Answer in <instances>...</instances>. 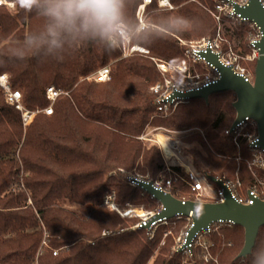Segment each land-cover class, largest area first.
I'll return each mask as SVG.
<instances>
[{"label":"trees","instance_id":"1","mask_svg":"<svg viewBox=\"0 0 264 264\" xmlns=\"http://www.w3.org/2000/svg\"><path fill=\"white\" fill-rule=\"evenodd\" d=\"M11 1L12 10L0 6V74H8L26 108L39 112L24 126L20 112L4 102L0 89V264H183L185 255L174 249L172 233L187 225L185 217L168 220L149 238L146 229H131L136 218L125 221L107 210L105 196L114 192L120 206L156 210L159 203L130 185L127 177L138 174L155 181L164 174L172 181L169 192L175 198L193 200L188 174L179 166L169 169L175 176L169 174L159 147L140 139L155 126L203 129L204 141L199 134L184 138L199 142L203 150L189 146L183 148L184 156L198 173L229 180L236 178L234 160H242L238 176L246 189L252 186V176L244 161L251 154L242 133H257L256 126L229 132L236 117L233 102H216L228 95L236 99L231 91L212 94L208 102L192 98L197 108L188 116H182L187 110L181 109L151 119L156 104L149 88L163 80L145 54L124 57L120 43L67 34L61 37L62 47L50 51L49 18L37 6L25 9ZM170 1L173 11L151 4L150 25L136 32L141 0H123L122 22L133 33L132 43L174 63L184 57L190 41L215 36L216 22L208 11L215 0ZM249 29V22L238 21L232 31H225L223 51L237 39L238 48L249 53ZM106 66L109 81L80 79ZM251 67L255 71V62ZM48 86L63 91L51 114L42 112L49 105ZM62 200L91 208L80 215L61 206ZM202 235L207 248L193 247L186 264H205L208 252L217 264H251V255L237 259L244 244L241 226L221 225ZM258 249L264 250V226L252 252ZM210 261L207 264H213Z\"/></svg>","mask_w":264,"mask_h":264},{"label":"built area","instance_id":"2","mask_svg":"<svg viewBox=\"0 0 264 264\" xmlns=\"http://www.w3.org/2000/svg\"><path fill=\"white\" fill-rule=\"evenodd\" d=\"M258 1L262 5H264V0H258ZM247 2H248V0H215L212 15H213L214 19L217 21V23L222 24V25H223L224 20H231V21H235L236 23L238 21L249 22V25L252 29V32L249 33V42H248L250 52L247 54L246 57H247L248 61H256L258 56H259V50L256 47V43L261 38L262 34H261L259 28L255 25V23L244 19L240 13L236 12V10L234 8V3H238L239 5L243 6ZM151 4H155L157 6L158 10H160V11H173L176 8L171 3L170 0H141V3L138 5V7L136 9V13H135L137 21H138L137 27L135 30L136 32H140L149 26L148 21H147L148 13H149L148 7ZM12 5H13V3L11 0H0V6L11 7ZM220 28L221 27L219 26V31L217 34L218 36H220ZM132 34L133 33L127 29V36H125L123 39H120L118 37L117 39L112 40L111 42L115 43V44L120 43L124 57L128 56L132 53H135V52L147 54L148 50L146 48H143L137 44L132 43V41H131ZM208 50H210L212 53L216 54L218 59L225 66H230V67H232L233 70L243 74V72L241 70L236 68L237 66L235 65L234 60L230 56L228 58H226L224 56L223 52H221V50H219L217 40H208V39L203 40L199 44H193L192 43L190 45L189 49L186 51V55H190L191 57H193V59H195V61H199V62L204 63L205 65H207L210 69H212L215 72V74L213 76H211L210 78L206 79V81L202 85L213 82L218 78L217 69L215 67H213V65H210L209 63H207L206 58L204 56L200 55L201 52H208ZM232 54H234V53H232ZM235 56H237V55L235 54ZM158 67L162 72H166L168 67H170V64L160 62L158 64ZM173 67L180 72H185L186 71V62L182 61L180 64L174 65ZM81 78H86L88 81H95V82L109 81V79H110V67L109 66L103 67V68L99 69L98 71H96L95 73H93L92 75H89L87 77L82 76ZM202 85H200V86H202ZM200 86L195 87V88H199ZM0 89L2 91V98H3L4 102L6 104H8L9 106H13L18 112H20L23 125L25 126V125L29 124L33 120L35 114L38 111L29 110L28 108H26L24 106V104L22 102V96H21L20 91L12 88V85H11L10 80H9V76L5 73L0 74ZM191 89H193V88H191ZM191 89H188V90H191ZM155 90L158 92L161 90L163 91L162 95H161V99L157 100L158 105H165L167 103L172 102L174 100V97L172 96V92L174 90L181 91V92L188 91V90L180 89L178 86L173 85L168 80L166 81V85H164V86H160L159 84L155 85ZM62 94H63L62 90L57 89L54 86H48L46 88L45 95H46V98L49 100V105H48V107L44 108L42 110V112H44L45 114H51L52 105H53L54 101L56 100V98L58 96H60ZM246 126L247 127L248 126H256V124L254 121L247 118L245 121H243L241 124H239L235 130L241 131V130L245 129L244 127H246ZM248 134H250V133L243 134L242 136L245 138L249 137V139H247V138L246 139H247V142L249 144L251 151L254 154V157H255L254 162L258 163L259 165L262 166L263 175H264V150L258 145L257 133H255L254 135H248ZM167 169L169 170V168H167ZM189 177L191 180L190 184H191L192 191L200 192L201 194L207 193V189L204 186V184L202 183V180L197 179L194 171H192V170L190 171ZM127 179L129 181V184L132 186H138V183H137L138 180H143V181L148 180V179L143 178L139 175H131V176H128ZM223 182L225 185H227L231 189L232 197L240 203L253 204L256 199L264 200V176H262V178H260V179L255 180V185L251 189L248 190L247 195L244 198L242 196L240 197L234 193L230 183H228L227 181H224V180H223ZM153 185L156 189L169 191V189L171 187V180L164 181V180L157 179V180L153 181ZM207 185L209 186V184H207ZM214 189L215 190H214L213 194L210 196L211 199L214 202L222 201L223 197H224V191L220 187H216ZM103 205H105L107 210L115 211L123 219L136 218L137 221L131 227V229H133V230H135V229H146L148 234H149V238L153 237L156 229L160 225H166L168 223V219L156 217V215L162 209V206L160 204H159L158 209L151 210V211H147V210L141 209V208H136L131 204H127L125 206H120L116 201L115 194L111 193V194H108L105 196ZM176 218L179 219L181 217H176ZM186 219L188 220L189 224H188L186 230L184 232H182L179 236H177V238L175 240L174 249L176 251L183 252L184 255H186L187 257L192 255V248L195 247L196 245H200L204 249L207 248L206 243L203 241V235H202L203 232L216 231L221 225H231L232 224L230 222L214 223V224L210 225L206 231H202L200 234H197L194 237V239H192V241L187 246L183 247V245H185V243H186L185 236H186L187 230L190 228V225H191L190 219L189 218H186ZM43 244H46V243L43 242ZM54 254H56V252H54Z\"/></svg>","mask_w":264,"mask_h":264},{"label":"water","instance_id":"3","mask_svg":"<svg viewBox=\"0 0 264 264\" xmlns=\"http://www.w3.org/2000/svg\"><path fill=\"white\" fill-rule=\"evenodd\" d=\"M236 12L255 23L261 32V38L256 43L259 56L256 60L254 79L250 81L245 75L225 66L210 50L201 52L207 63L218 71V78L199 88L186 92L174 90L172 96H183L204 99L207 101L212 94L231 91L235 94L233 107L236 117L229 132L235 131L237 126L247 118L254 121L257 128L258 145L264 150V5L258 0H248L241 6L234 3ZM224 191L222 201L200 202L175 198L169 191L156 189L152 180H138V186L146 191L161 206L157 218L168 220L176 217L189 218L190 228L187 230L183 247L187 246L197 234L217 222H230L241 226L244 230V244L237 255V259H246L252 252L258 233L264 226V200L256 199L253 204L240 203L232 197L231 189L222 179L204 175Z\"/></svg>","mask_w":264,"mask_h":264},{"label":"rangeland","instance_id":"4","mask_svg":"<svg viewBox=\"0 0 264 264\" xmlns=\"http://www.w3.org/2000/svg\"><path fill=\"white\" fill-rule=\"evenodd\" d=\"M12 3H13V5L11 7H6V8L9 9V10H12L14 8V2L12 1ZM208 11L210 12L209 14L213 17V15H212L213 10H208ZM148 19H149V17H148ZM148 19H147V21H148ZM213 20L216 22V32H215V36L210 38V39H208V40H217L218 41L219 50H221V52H223L224 56L226 58H228L230 56L234 60L235 65L237 66L236 68L241 70L243 72V74L246 75L247 78H249L250 81H253L254 72L255 71H253L251 69L252 68L251 64L253 62H255V65H256V61H248L247 60L246 56H247L248 53L246 52L244 54L238 48L237 39L233 40L231 45L228 47V51L227 52L223 51V49H222V45L228 42V39L225 37V33H226L225 31H232L234 26L236 25V22L235 21H231V20H224L223 25H222V24H218L217 21L214 19V17H213ZM148 24H149V21H148ZM219 26L221 27L220 28V36L217 35L218 31H219ZM251 32H252V29L250 27V29L247 31V40H248V42H249V33H251ZM203 40H207V38H201V39H198V40L190 41L188 43L187 47L188 46L190 47V45L192 43L193 44H199ZM189 47H188V49H189ZM232 53H234V54H232ZM149 54L150 53L148 51V53L145 54V55L148 57L149 60H151L154 63V65L156 66L157 70L159 71L160 76L162 77L161 80H163V81L160 82V83H157L160 86L166 85V81L168 80L173 85L178 86L180 89H183V90H188V89H191V88L194 89L195 87H198V86L202 85L206 81V79L210 78L211 76H213L215 74V72L212 69H210L207 65H205L204 63L199 62V61H195V59H193V57H191L190 55H186V52L184 53V57L180 61H177V62H174V63L173 62H166V61H164V60H162V59H160L158 57H153V56H151ZM235 54L237 56H235ZM182 61L186 62V71L185 72H180V71L176 70L173 67L174 65L180 64ZM160 62H164V63L170 64V67H168L166 72H162L159 69L158 64ZM254 70H255V67H254ZM5 74H7V73H5ZM80 79L81 80L85 79L87 82H90L86 78H81L80 77ZM157 84L155 83L154 85H152L149 88V91H151L153 93V95H154L153 97H154V101H155V104H156L154 112L152 113L153 115H152L151 119H153L154 117L155 118L165 117V116L173 114V113L176 115L177 114L176 111L177 110H181V109L187 110L186 114H181V115L182 116H188L189 113H190V110H195V108H197V105L195 103H192V101H191L192 97H183V96H175L174 100L172 102L167 103L165 105H158L157 104V100L161 99V95H162L163 91L161 90V91L158 92V91L155 90V85H157ZM208 100L206 102H208ZM231 101L234 102L235 99L233 100L232 96L228 95V96L223 97V99L222 98L218 99L216 104L221 103V102L224 103V102H231ZM250 127L251 126H248V127L246 126L244 128L246 129V128H250ZM154 131L159 132V134H161L162 136H164L167 139L173 141L175 149H176L175 151L184 159V161L187 163V166H188L189 169L186 168L185 166L181 165L175 159H173L171 161H167V160L164 159L160 145L158 144L157 141H155L154 139L151 138V134ZM247 133H250L248 135H254L255 134V132H253V130H252V131H248V132L247 131L246 132L243 131L242 135L243 134H247ZM194 134H199L203 138V141L205 140L203 129L197 127L196 125H189V126H186V127L182 128L180 130H175V129H171V128H165L163 126H155V127H152L151 130H148L145 134H142L140 139L147 140L149 142L155 143L159 147L162 159H163V161H164V163H165L167 168L170 169L172 166H179L185 173L188 174V176L190 175V171L192 170V171L195 172L197 179L202 180V183L206 187L208 194L207 193L201 194L200 192L192 191L191 184H190V182H191L190 177L187 178L188 186L191 189L190 197H192V199L194 201L214 202L211 199L210 196L213 194V192L215 190L214 188H216L217 186L209 184V182L205 178V176L200 174V173H198L193 168V166L190 164L189 159L187 157H185L184 154H183V148H186V147H189V146H196L198 149L203 150V148L200 147V145H199L200 143L199 142L194 141L192 143H188V142L185 141V139H184L185 137L192 136ZM247 139H249V137ZM249 151H250V154H251V158L248 161H246V162L244 161V164L246 163V166L248 167V171H249L250 175L252 176V186L250 185L246 189L243 188V184H242V182H241V180L239 179V176H238V172H239L238 169H239V165L241 164L242 160H240L238 158L234 160V164L232 166V168L234 169V172H235L234 174H236V178L233 179V180L226 179L224 176L221 178L222 180L227 181L228 183H230V185L232 186V190L234 191V193L236 195H238L240 197L242 196L243 198L247 195L248 190L251 189L255 185V180L256 179H260V178H262V176H264L263 175L262 166L259 165L258 163L254 162L255 157H254V154L251 151L250 147H249ZM229 164H231V163H229V161L226 162V165H229ZM167 171L172 176H175L174 172H171L169 170H167ZM165 177L166 176L164 174H160L158 178H159V180H164V181L168 180ZM207 184H209V186ZM171 187H172V181H171ZM112 193H114V192H112ZM28 203H30V201H28ZM60 205L63 206L64 208H66V209L74 210L75 212H77L80 215H86L89 212L90 208H91L90 205H77V204L65 202L63 200L60 202ZM103 206L105 207V205H103ZM133 206L136 207V208L145 209L142 206H138V205H136V206L133 205ZM145 210H147V209H145ZM151 210H147V211H151ZM153 210H155V209H153ZM124 220L127 221V219H124ZM188 224H189V222L187 223L186 226L183 225L184 227L182 226L180 228V231L178 232V234L177 233L173 234L171 232L172 235H173V239H174L173 247H175V240H176L177 236H179L182 232H184L186 230ZM169 233H170L169 230L166 233H164V237H163V240L161 241L160 245L165 244L164 238ZM185 256L184 257L181 256L183 264H186V261L188 260L186 258L187 256L186 257ZM203 257H204V260H205L204 261L205 264H207V262H211L210 260L213 261V264L214 263L217 264L216 259L212 258V255L209 252L206 253ZM33 262H34L33 264L37 263L36 261H33Z\"/></svg>","mask_w":264,"mask_h":264},{"label":"clouds","instance_id":"5","mask_svg":"<svg viewBox=\"0 0 264 264\" xmlns=\"http://www.w3.org/2000/svg\"><path fill=\"white\" fill-rule=\"evenodd\" d=\"M20 7L37 6L49 18L47 45L49 50L62 47L61 37L85 36L111 42L127 36L122 22L123 0H17ZM30 43H35L30 39ZM39 46V45H37ZM251 264H264V250L258 249Z\"/></svg>","mask_w":264,"mask_h":264},{"label":"bare ground","instance_id":"6","mask_svg":"<svg viewBox=\"0 0 264 264\" xmlns=\"http://www.w3.org/2000/svg\"><path fill=\"white\" fill-rule=\"evenodd\" d=\"M151 138L157 141L158 144L160 145L161 151H162V154L165 160L171 161L175 159L181 165L188 168L187 163L184 161V159L175 151L176 149H175L173 141L162 136L157 131L152 132Z\"/></svg>","mask_w":264,"mask_h":264}]
</instances>
